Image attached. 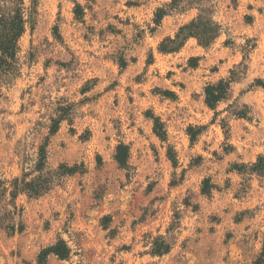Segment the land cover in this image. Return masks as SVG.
<instances>
[{"label": "rangeland", "instance_id": "obj_1", "mask_svg": "<svg viewBox=\"0 0 264 264\" xmlns=\"http://www.w3.org/2000/svg\"><path fill=\"white\" fill-rule=\"evenodd\" d=\"M33 1L21 75L0 73V176L22 174L21 153L30 168L56 111L67 118L49 165L83 171L19 199L25 231L0 229V264H264V177L249 174L264 156V0H212L221 37L168 54L160 45L197 9L157 23L171 0ZM233 70L241 79L212 110L205 87ZM160 238L163 256L153 254ZM61 242L65 259L50 252Z\"/></svg>", "mask_w": 264, "mask_h": 264}, {"label": "trees", "instance_id": "obj_2", "mask_svg": "<svg viewBox=\"0 0 264 264\" xmlns=\"http://www.w3.org/2000/svg\"><path fill=\"white\" fill-rule=\"evenodd\" d=\"M211 2L212 0H171V3L158 9L157 23L172 12L184 13L190 9L199 11L196 18L180 28L174 39H166L160 45L159 51L164 54L178 52L189 39H196L198 44L205 48L214 45L221 37L223 27L215 20L214 7ZM36 15V1L27 6L26 0H0V73L7 82L11 83L21 75L19 43L29 25L32 30L35 28ZM240 67H237V70ZM240 79L241 73L233 70L230 72L229 78L205 87L207 106L216 110L220 103L228 101L233 84ZM257 84L264 89L263 81L258 80ZM56 112L57 118L51 117L50 119L49 136L44 137L43 143L35 153V158L29 161L32 163L30 168L25 167L29 159L18 152L22 158V174L12 179L0 176V229H6L12 234L23 233L25 225L22 221L23 209L18 204L19 199L26 197L30 201L39 200L48 195L67 176L83 171L77 166L70 168L67 165H61L57 169H53L49 165L50 137L57 134L62 121L67 118L65 111ZM193 132L194 129L191 128V141L195 142L196 135ZM155 133L161 140L166 141L167 132L160 120H155ZM170 157L174 160L172 153H170ZM115 159L121 166H126L129 159L128 148L120 145L117 148ZM249 174L264 177V156L259 157L258 162L249 168ZM211 191L212 186L207 180L204 183L203 192L210 194ZM169 251L170 247L163 239L160 238L154 243V255L163 256ZM50 252L63 259L69 255V250L64 242L53 247Z\"/></svg>", "mask_w": 264, "mask_h": 264}]
</instances>
